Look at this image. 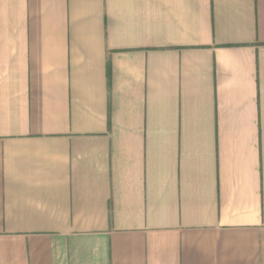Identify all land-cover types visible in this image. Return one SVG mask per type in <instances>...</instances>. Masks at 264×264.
Wrapping results in <instances>:
<instances>
[{
    "label": "crops",
    "instance_id": "1",
    "mask_svg": "<svg viewBox=\"0 0 264 264\" xmlns=\"http://www.w3.org/2000/svg\"><path fill=\"white\" fill-rule=\"evenodd\" d=\"M0 264H264V0H0Z\"/></svg>",
    "mask_w": 264,
    "mask_h": 264
}]
</instances>
